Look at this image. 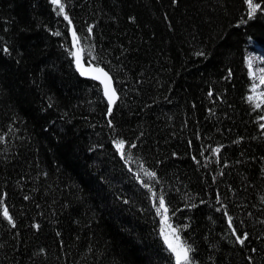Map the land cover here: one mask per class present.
Instances as JSON below:
<instances>
[{
  "label": "trees",
  "instance_id": "16d2710c",
  "mask_svg": "<svg viewBox=\"0 0 264 264\" xmlns=\"http://www.w3.org/2000/svg\"><path fill=\"white\" fill-rule=\"evenodd\" d=\"M61 2L0 0V264H175L152 192L192 264H264V105L247 63L264 58V13ZM70 28L112 77L110 113L75 70Z\"/></svg>",
  "mask_w": 264,
  "mask_h": 264
},
{
  "label": "snow or ice",
  "instance_id": "6c2138e0",
  "mask_svg": "<svg viewBox=\"0 0 264 264\" xmlns=\"http://www.w3.org/2000/svg\"><path fill=\"white\" fill-rule=\"evenodd\" d=\"M53 4H56L59 6V11L61 13L64 12V5L61 2V0H52ZM243 3L247 5V19H253L257 12L264 13V0H243ZM66 20H68V16L65 15L64 17ZM247 21L242 20L241 23H246ZM69 23L71 21L69 20ZM89 33H91L92 29H88ZM59 35V33H57ZM72 37L74 41H77L79 38L77 37L75 31L72 33ZM5 51H7L5 49ZM79 51L73 53V55L76 58V66L77 69L80 71L81 75L90 76L94 80L100 81V83L103 85V94L108 100V111L111 112L112 108L111 106L116 102L117 99V92L116 89L113 87V81L112 77L109 75L107 71L104 70L102 67H89L85 68L84 65L81 63ZM203 53H197V55H202ZM95 59V57H93ZM249 68H251V63L249 62ZM261 71H264V69H261ZM251 75V72L249 73ZM261 83H264V80L261 81ZM255 87V85H254ZM211 94V93H210ZM264 96V93L261 94ZM251 100L252 97H249ZM256 107H260L259 104L256 105ZM264 118V117H262ZM261 127H264V125H261ZM3 138L0 137V140ZM124 141L120 140L116 142L117 149L121 152L122 156L124 155ZM134 147V145H133ZM216 152L219 151V149H215ZM150 177H154L155 173H147ZM145 187H148L147 184H145ZM152 197L156 200H158V207H156V212L158 215L162 216V219L160 221L161 228H160V236L163 238V242L166 245L167 250L174 256L175 258V264H192V257L191 253L194 252V249L191 245L187 244L186 242H183L180 240V237L176 234L177 229L174 228L171 224L168 223V207L165 203V198L163 195L157 196L155 192H152ZM3 202L0 201V205H2ZM155 206V205H154ZM2 215L7 221L15 227L14 220L12 216L9 214V210L6 206H3L2 208ZM228 225L231 228L232 227V218L228 217ZM38 227V226H37ZM233 235L236 236V240L243 245L245 240L248 238L247 233L241 237L240 235L236 234L235 229L233 228Z\"/></svg>",
  "mask_w": 264,
  "mask_h": 264
},
{
  "label": "rangeland",
  "instance_id": "374dc122",
  "mask_svg": "<svg viewBox=\"0 0 264 264\" xmlns=\"http://www.w3.org/2000/svg\"><path fill=\"white\" fill-rule=\"evenodd\" d=\"M249 62L251 63V68H249L251 72L250 76L255 85L253 89L254 98L264 105V96L261 95L264 93V83H261V81L264 80V71H261V69H264V58L258 54H248V67Z\"/></svg>",
  "mask_w": 264,
  "mask_h": 264
},
{
  "label": "water",
  "instance_id": "95a60500",
  "mask_svg": "<svg viewBox=\"0 0 264 264\" xmlns=\"http://www.w3.org/2000/svg\"><path fill=\"white\" fill-rule=\"evenodd\" d=\"M74 29L73 28H70L69 30V39H70V43H71V47L73 49V53L77 52L78 50H81L79 51V55H80V59H81V63L84 65L85 68H89V67H96L94 66L93 64H91L90 62H84V58H83V52H82V49H81V46H80V43H79V40L77 41H74L73 40V37H72V33H73ZM73 58H74V66H75V70L77 72V74L79 75V77H81L82 79L84 80H87V81H91V82H94L96 84H98L101 89H102V93H103V85L100 83V81L98 80H94L92 79L90 76H86V75H81L80 74V71L77 69V66H76V58L75 56L73 55ZM113 87H114V84H113ZM103 97L108 105V100L107 98L104 96L103 94ZM109 107V106H108ZM113 107V105L111 106V108Z\"/></svg>",
  "mask_w": 264,
  "mask_h": 264
}]
</instances>
